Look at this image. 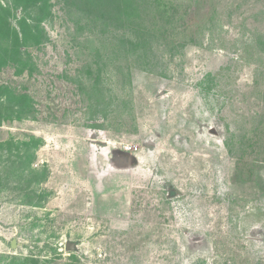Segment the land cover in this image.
Segmentation results:
<instances>
[{
  "label": "rangeland",
  "instance_id": "obj_1",
  "mask_svg": "<svg viewBox=\"0 0 264 264\" xmlns=\"http://www.w3.org/2000/svg\"><path fill=\"white\" fill-rule=\"evenodd\" d=\"M0 264H264V0H0Z\"/></svg>",
  "mask_w": 264,
  "mask_h": 264
},
{
  "label": "trees",
  "instance_id": "obj_2",
  "mask_svg": "<svg viewBox=\"0 0 264 264\" xmlns=\"http://www.w3.org/2000/svg\"><path fill=\"white\" fill-rule=\"evenodd\" d=\"M33 8H35V9H37L38 10V6L37 5H33ZM41 8L39 7V11L38 12H40L41 10H40ZM13 33H15V31H13Z\"/></svg>",
  "mask_w": 264,
  "mask_h": 264
},
{
  "label": "water",
  "instance_id": "obj_3",
  "mask_svg": "<svg viewBox=\"0 0 264 264\" xmlns=\"http://www.w3.org/2000/svg\"><path fill=\"white\" fill-rule=\"evenodd\" d=\"M15 245H14V242L12 243V247H14Z\"/></svg>",
  "mask_w": 264,
  "mask_h": 264
}]
</instances>
